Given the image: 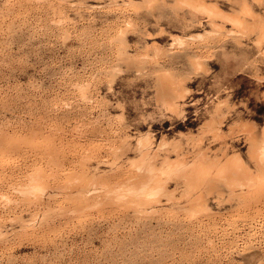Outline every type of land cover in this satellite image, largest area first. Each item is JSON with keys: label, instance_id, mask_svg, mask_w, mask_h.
Listing matches in <instances>:
<instances>
[{"label": "rangeland", "instance_id": "rangeland-1", "mask_svg": "<svg viewBox=\"0 0 264 264\" xmlns=\"http://www.w3.org/2000/svg\"><path fill=\"white\" fill-rule=\"evenodd\" d=\"M166 1L0 0V264H264L262 152L241 126L263 144L264 41L230 23L185 28L186 8ZM164 76L178 111L158 95ZM212 116L228 137L201 148L240 154L252 184L221 182L197 204L164 166L172 149L136 166L147 134L155 150L183 143L191 165L188 138Z\"/></svg>", "mask_w": 264, "mask_h": 264}, {"label": "bare ground", "instance_id": "bare-ground-1", "mask_svg": "<svg viewBox=\"0 0 264 264\" xmlns=\"http://www.w3.org/2000/svg\"><path fill=\"white\" fill-rule=\"evenodd\" d=\"M253 1L257 3H260L263 1L261 4L264 5V0H253ZM159 2H162L163 4L167 3L166 0H149V5L152 6L155 3H159ZM217 3H214L212 0H177L175 4L176 5L175 8H186L184 16L180 19L181 21H183L184 23L183 27L185 28L196 27V26L201 28V27H204V23H206L211 28L215 29V31L222 32L225 29L226 23H230L233 26L234 31L237 33L238 32L244 33L247 31L252 32V31L257 30L260 33L259 40H258V46L259 44L261 46L262 44L261 42L264 41V18L262 15L254 11L252 5L249 3L248 0H241V9L239 10V12L234 13V14H227ZM150 13L154 15L153 12H150ZM197 37L199 39L201 35L197 34ZM201 38H204V37H201ZM156 50L158 52L159 48H156ZM195 58L197 61V58L199 57H195ZM197 65L198 67L199 66L202 67V63L200 62H196V66ZM171 80H172L171 77L164 76L162 83L160 85V93L158 95L159 96L167 95L166 98H167V103H168V109L172 111H178L181 105L178 104L177 100L182 96L183 91L182 89L176 88L174 84L175 82H172ZM220 108H221L220 106H217L216 111L219 112ZM221 123L222 122H220V119L218 120L215 116H212L204 124L202 133L197 138L195 137L188 138V140L194 141L193 147H195L194 148L195 159L191 165L190 164L187 165L188 163L186 162V159H187L186 154L188 151L185 152L186 154L183 153L182 151L183 143L181 144L180 142H176L177 139L175 140L176 143H173L172 140L171 142H169L167 139H162L161 142H159V145L157 146L155 150L152 147L154 141L153 139L151 141L150 136L147 134L146 136H143L142 138H140L138 141L137 151L139 153V158L140 160L143 161V163H141L140 161H138L139 163L135 161L136 163H138L136 164V166L138 168L145 167V170L146 169L149 170L148 171L149 173L155 168L153 161L156 157H158V151L163 150V149H166V150L172 149L173 153L174 152L176 153L177 159L175 161H171L169 156L166 157L164 166L174 168V169L175 167L176 169L177 167L180 168V169L178 168L180 170V173H178L177 176L180 178H183L185 182L187 183V186L195 192L197 197L194 201L197 204L200 203V201L204 199L206 193H210L213 189H216L219 183L221 182H226L229 185H231V187H241V188L246 185L252 184L255 178L253 177V175L248 173L246 169L244 168L245 163L242 157L240 156V154L235 153L229 156L228 159L220 160L217 157H214L215 156L214 154H213L214 158H212L209 155L210 153H208V149L201 148L202 147L201 144L203 143L205 136H207L208 134L212 138L217 139V141L220 139L222 140L225 137H228V135H226L223 132ZM241 126H244L245 128L244 130L248 131L247 137L253 149L262 152L261 156L258 158V162L260 165L264 166V141H263V144L260 146L259 141H258V136L256 133H254V130L250 128L249 125H246V124H242ZM220 143L222 144V142ZM225 144H228V143L226 142ZM219 157H221V155ZM252 158L254 159L257 158V153L253 154ZM142 170H144V168ZM233 171H236L238 174L241 175V177L239 178L233 177L231 175ZM150 175L152 174L150 173ZM149 177L151 180V176ZM144 188L145 189L143 190L145 191L147 189V186ZM156 189H154L156 193H158L161 190V188L160 190L158 189L156 190ZM151 192H149L150 195L155 194L154 192L153 193Z\"/></svg>", "mask_w": 264, "mask_h": 264}]
</instances>
